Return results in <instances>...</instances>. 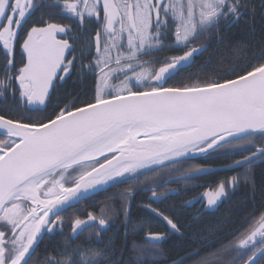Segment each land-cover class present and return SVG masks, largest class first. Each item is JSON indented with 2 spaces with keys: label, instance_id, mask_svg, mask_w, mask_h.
<instances>
[{
  "label": "snow or ice",
  "instance_id": "6c2138e0",
  "mask_svg": "<svg viewBox=\"0 0 264 264\" xmlns=\"http://www.w3.org/2000/svg\"><path fill=\"white\" fill-rule=\"evenodd\" d=\"M216 156L235 175L194 183L219 170ZM260 165L264 0H0V264H155L173 237L197 246L169 264H264V211H244L264 196ZM198 187L170 210L153 206ZM109 188L99 214L65 235L62 214ZM138 192L166 229L143 245L128 240L144 227L132 218Z\"/></svg>",
  "mask_w": 264,
  "mask_h": 264
},
{
  "label": "trees",
  "instance_id": "16d2710c",
  "mask_svg": "<svg viewBox=\"0 0 264 264\" xmlns=\"http://www.w3.org/2000/svg\"><path fill=\"white\" fill-rule=\"evenodd\" d=\"M254 3L256 4H259L260 0H253ZM260 10L258 9V12ZM255 23L257 26H259V24L261 23V20H260V17L259 15L257 16L256 20H255ZM237 35L239 36L240 34L237 33ZM246 53H248V50L246 49L245 50ZM180 54V53H178ZM250 54V53H248ZM161 55H169L168 52H165V53H161ZM207 53H205L203 56H198L196 58V63L199 64L200 62H202L204 59L207 58ZM232 162V159L228 158V157H223V156H216V157H213L211 160L208 161V164L210 166H213L215 168L217 167H221L223 165H226L228 163ZM189 163H198V161H195V162H189ZM236 171H241L240 169L239 170H236ZM264 173V165H260L257 167V183L259 184V180H260V176L261 174ZM235 175V172L231 171V172H214L213 174L211 175H207V176H203L201 178H199L198 180H196V182H199V183H203V182H209V183H212L214 181H217L219 180L220 178H228V177H231ZM194 192H191V193H182V195H179V198L177 197H172L168 200L167 203H165L164 205H162V209H165V210H170L172 208L173 205H179L183 200H188V199H191L192 198V195H193ZM244 193H245V189L243 186H241V188L235 193L233 194L232 196V199L228 202H226L225 204H222L221 205V212H223L225 209H227L230 205L232 207H236L237 203L239 201H241V199L244 197ZM102 195H98L96 197H100ZM96 199L95 197L93 198H90V199H85L83 200L82 202H80L79 204H75L74 207L68 209L67 211H65L64 215H72V216H76L77 215V208L78 207H81L83 206L84 210L85 209H89L90 207H94V208H97L96 205H92L94 202L93 200ZM144 198L142 197V200ZM172 199V200H171ZM178 199V201H176ZM264 204V196L261 195V193L259 191H257V193L255 194V200L252 201V200H249L247 206L244 208V211H248V210H251L253 207H255L257 209V214H259L260 211H264V208H261V205ZM132 208V218L134 221H136V224L139 225V224H143L144 227H143V230H142V240L144 239L145 235L148 234L149 231H152V232H163V227H161V225H159V223H156V219L154 217H152L149 213L145 212L142 210V212L139 210V208H136L135 205L131 206ZM180 212V215L178 216V222L181 223V224H187L189 221H190V214H189V210L187 209H180L179 210ZM220 213H217V215H219ZM214 219V217H212ZM241 218V214H235L233 216V219L234 220H239ZM205 219H209L208 217H206ZM148 225H151V227L149 228ZM132 227V226H131ZM130 227V228H131ZM120 235L122 234V229L120 227ZM227 231V229H226ZM114 232V231H113ZM112 232V233H113ZM112 233H109L107 235V237L105 239H107L109 236L112 235ZM132 235V232L130 231L129 233V237H131ZM223 235V234H222ZM134 237H138V235H134ZM122 238V235L118 238V241L117 243L119 244L120 243V240ZM231 237H229L230 239ZM61 239V237L57 236V238H53V240H59ZM128 240H130L128 238ZM197 246V242L194 241V240H191V239H186V240H180L178 238H170L168 239L164 244H163V247H161L163 249V252L166 253L168 255V259H165L164 261L166 260H169L171 259V257L173 255H175L176 252H186V251H191L193 250L194 247ZM44 245H41V250L43 249ZM126 255H128V253L126 252ZM163 258V257H162Z\"/></svg>",
  "mask_w": 264,
  "mask_h": 264
},
{
  "label": "flooded vegetation",
  "instance_id": "af4514ba",
  "mask_svg": "<svg viewBox=\"0 0 264 264\" xmlns=\"http://www.w3.org/2000/svg\"><path fill=\"white\" fill-rule=\"evenodd\" d=\"M168 53H169L168 56L178 54V53H176V52H168ZM180 54H182V53H180ZM228 178H230V177H228ZM198 179H199V178H198ZM223 179H225V177H224V178H220L219 180L214 181V182H212V183H209V182L199 183V182H196V181H194V183H198V184L204 185V186L206 187L208 184H214V183H217V182H219L220 180H223ZM121 187H124V186H121ZM169 187H171V188H182L183 185H182L181 183H173V184H170ZM117 190H118V189H116V188H109V189L107 190V192H106V195H102V196H100V197H96V196H98L99 194H97V195H93V196H90L88 199L93 198V197L96 198V199L93 200V202L97 205V208L90 207L89 209H85V210H84L83 206L78 207V208L76 209V210H77V215H76V216H72V215H64L65 213H63L62 215L69 219V223L65 226L64 231L71 232V220H72V219H75V218H77V217H78V218H81V219H86V218H87V215H88L89 212H93V213L99 214V212H100V208H101V206H102V203H101V202L104 200L105 196H107V195H111L113 192H115V191H117ZM194 191H195V193H193L192 196H194V195H198V194L202 193V192L204 191V187H198V188H196V189H194V190L188 191L187 193H191V192H194ZM182 193H184V192H181V193H179L178 195H175V196H170L169 199L172 198V197H177V198H179V195H182ZM147 195H149V194H143V193H139V192L136 193L134 199L132 200V204H131V206L135 205L136 208H139L138 205H139L141 202H147V200H146V196H147ZM142 197L144 198L143 200H142ZM85 199H87V198H85ZM85 199H84V200H85ZM169 199H168V200H169ZM168 200H165V201H163V202L160 203V204H154L153 206L162 209V207H163L162 205H164L165 203H167ZM171 200H172V199H171ZM82 201H83V200H82ZM82 201H80V202H82ZM176 201H178V199H177ZM80 202H79V203H80ZM79 203H76V204H79ZM224 204H225V203H224ZM198 208H199V205L197 204V205H194L192 208H185V209L189 210V214H191V213L195 212ZM220 208H221V206H220ZM139 210L142 212V210H141L140 208H139ZM150 214H151V213H150ZM122 219H123V217H120V218L116 221L115 224H113L111 227H109V228L107 229V231L105 232V237H104V238H106L107 235H108L109 233H112L113 231L116 230V227L120 225V222H121ZM159 225H161V224H159ZM130 227H131V226H130ZM161 227H163V226L161 225ZM121 229H122V234H121V235H122V238H123L124 229H123V227H121ZM163 229H164L163 231L166 230L165 227H163ZM120 232H121V230H120ZM129 233H130V232H129ZM121 235H120V236H121ZM136 235H138V237H134L133 234L131 235V237H129V235H128V238L130 239L129 242L135 240L138 244H141V245H142V238H141V237H142V230H141L138 234H136ZM57 236L60 237V235L57 234L54 238H57ZM87 236H88V233L85 232V233L81 234L80 237H79L78 239H76L74 242L78 244V243H80V241L84 240L85 237H87ZM146 236H147V235H145L144 239L146 238ZM122 238H121V239H122ZM93 239H94V237H93ZM165 242H166V241H165ZM165 242H164V243H165ZM164 243H163V244H164ZM163 244H162L161 247H163ZM161 250L163 251L162 248H161ZM128 254H129V253H128ZM164 260H165L164 258H162V257H158V258L155 259V264H169V260H166V261H164ZM150 264H151V261H150Z\"/></svg>",
  "mask_w": 264,
  "mask_h": 264
},
{
  "label": "bare ground",
  "instance_id": "6f19581e",
  "mask_svg": "<svg viewBox=\"0 0 264 264\" xmlns=\"http://www.w3.org/2000/svg\"><path fill=\"white\" fill-rule=\"evenodd\" d=\"M230 163H231V162H230ZM230 163H228V164H230ZM228 164H226V165H228ZM226 165H223V166H221V167H220V166L217 167V169H219V170L216 171V172H225V173H227V172H231V170H227V169H226ZM237 170H239V169H237ZM232 172H233V171H232ZM201 177H203V176H201ZM201 177H199V178H201ZM99 194H100V195H106V192H100ZM82 200H84V199H82ZM82 200H81V201H82ZM74 205H75V204H74ZM74 205H73L72 207H74ZM92 205L94 206V205H96V204L93 203ZM96 206H97V205H96ZM72 207H69L68 209H70V208H72ZM68 209H67V210H68ZM67 210H66V211H67ZM147 213H149V212H147ZM149 214H150V213H149ZM150 215H151V214H150ZM151 216H152V215H151ZM64 234L67 235V234H70V232H68V231H64ZM144 240H145V239L142 240V245H143V243H144Z\"/></svg>",
  "mask_w": 264,
  "mask_h": 264
},
{
  "label": "water",
  "instance_id": "95a60500",
  "mask_svg": "<svg viewBox=\"0 0 264 264\" xmlns=\"http://www.w3.org/2000/svg\"><path fill=\"white\" fill-rule=\"evenodd\" d=\"M197 57H198V56H197ZM197 57H196V58H197ZM81 200H82V199H81ZM81 200H80V201H81Z\"/></svg>",
  "mask_w": 264,
  "mask_h": 264
}]
</instances>
